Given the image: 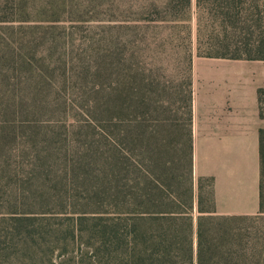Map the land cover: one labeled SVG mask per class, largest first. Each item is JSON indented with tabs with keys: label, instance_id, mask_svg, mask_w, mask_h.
I'll return each instance as SVG.
<instances>
[{
	"label": "trees",
	"instance_id": "1",
	"mask_svg": "<svg viewBox=\"0 0 264 264\" xmlns=\"http://www.w3.org/2000/svg\"><path fill=\"white\" fill-rule=\"evenodd\" d=\"M61 5L0 0V264H264V128L256 215L217 213L193 135L195 55L264 61V0L120 4L138 16L106 22ZM159 64L181 69L166 121Z\"/></svg>",
	"mask_w": 264,
	"mask_h": 264
},
{
	"label": "crops",
	"instance_id": "2",
	"mask_svg": "<svg viewBox=\"0 0 264 264\" xmlns=\"http://www.w3.org/2000/svg\"><path fill=\"white\" fill-rule=\"evenodd\" d=\"M217 60L219 65L204 80L206 91L202 97L197 91L198 100L194 96V173L215 179L218 214L256 215L264 128L258 91L264 88V61Z\"/></svg>",
	"mask_w": 264,
	"mask_h": 264
},
{
	"label": "rangeland",
	"instance_id": "3",
	"mask_svg": "<svg viewBox=\"0 0 264 264\" xmlns=\"http://www.w3.org/2000/svg\"><path fill=\"white\" fill-rule=\"evenodd\" d=\"M17 1L30 3L31 5H34L35 7H38V8H42L45 6V4H48V3H50V4L59 3L60 5H61V3H68V4H72V5H82L80 7H82L83 11H80V12H79V10H77V8L76 9L75 8H68L67 10H65L66 8H63L62 5L60 6V8H58V11L62 12L63 15H65V13L67 11V14H66L67 20H71L70 18H72V17H74V19H78L79 16H77V15L80 14L83 17H85V19H90L89 17H90V15H92L93 20L94 19L96 20L95 22H99V21L106 22L107 19H115L114 17H122L123 19H125V18H127V19L132 18L133 19V18L138 16V14H135L136 11L125 12L121 16V13H120V11L117 10L116 5L124 4L123 8H126V6L128 4H136L137 5V3L143 4L145 2H149V1H153V0H17ZM160 1H164V0H160ZM113 5H114V8L112 7ZM88 11H90L91 13H88ZM193 12H194L193 24H195V17H196V13H195L196 12V6L195 5L193 6ZM79 26H81V25H79ZM85 26L86 25L82 24V27H85ZM153 31H154L153 29H150V31L148 30V32L150 34ZM76 35L80 39V37H85V35H87V32L79 31ZM218 61H220V60L209 59V58H199L195 55V57H194V96L196 93V95H197L196 100H198V93H199L200 97H202L203 91H206L203 83H204L205 78H207V74H208L207 72L209 70L212 71V70L216 69L215 66L219 65ZM179 73H181V69L179 70V68H177V67L169 68L166 65H164L161 68V64H159V68H158V70H156V74L154 73V76L156 78L160 79V82L158 85H155L154 90H153V96L156 100H158V104L161 103L162 105L165 106V108H158L159 110H161L160 114L157 115L156 112L153 113L154 116H157L160 119L159 121H166V120H169L172 118L171 116L173 115V113H171L170 109H168V107H170V105L168 104V101L170 102L173 93H175V95L180 97V98L182 96L180 94L181 88H180L179 80L173 81V80L167 78V76H169L170 74L171 75H175V74L177 75ZM195 82L198 83L197 90H195ZM197 91H198V93H197ZM178 97H175V101H176L175 103H177L176 105H174L175 109H178L179 107H181V101L179 102ZM195 114H196V101H195ZM181 116H182V114H180L179 117H181ZM156 121H155V123H156ZM165 129L162 130V131H164V133H166ZM196 184H197V181H196ZM208 184H209L208 182H205V191H209V185ZM195 192H196V195L199 194L197 185H196ZM194 215H195V218H197V216H198L197 203H196L195 208H194Z\"/></svg>",
	"mask_w": 264,
	"mask_h": 264
}]
</instances>
